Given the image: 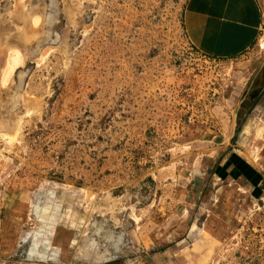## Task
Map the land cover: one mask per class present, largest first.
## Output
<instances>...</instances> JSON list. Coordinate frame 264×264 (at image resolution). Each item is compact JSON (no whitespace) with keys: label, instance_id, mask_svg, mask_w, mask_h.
<instances>
[{"label":"rangeland","instance_id":"1","mask_svg":"<svg viewBox=\"0 0 264 264\" xmlns=\"http://www.w3.org/2000/svg\"><path fill=\"white\" fill-rule=\"evenodd\" d=\"M186 2L0 0V261L264 264V47L201 55Z\"/></svg>","mask_w":264,"mask_h":264},{"label":"crops","instance_id":"2","mask_svg":"<svg viewBox=\"0 0 264 264\" xmlns=\"http://www.w3.org/2000/svg\"><path fill=\"white\" fill-rule=\"evenodd\" d=\"M263 23L264 0H187L182 16L183 32L190 45L203 56L225 61L251 58ZM253 61L246 68L250 83L241 100L247 92L257 91V96L238 130L240 140L255 137L258 132L264 136V58L255 66ZM237 151L232 153L239 155ZM58 255L53 250L30 252L32 260L44 262L38 264H66L59 263ZM0 264L10 262L1 260ZM17 264L25 263L17 260Z\"/></svg>","mask_w":264,"mask_h":264},{"label":"built area","instance_id":"3","mask_svg":"<svg viewBox=\"0 0 264 264\" xmlns=\"http://www.w3.org/2000/svg\"><path fill=\"white\" fill-rule=\"evenodd\" d=\"M259 33L260 34L258 36L257 44L264 47V23H263L262 28L260 29Z\"/></svg>","mask_w":264,"mask_h":264},{"label":"bare ground","instance_id":"4","mask_svg":"<svg viewBox=\"0 0 264 264\" xmlns=\"http://www.w3.org/2000/svg\"><path fill=\"white\" fill-rule=\"evenodd\" d=\"M18 57V56H17ZM18 59V58H17Z\"/></svg>","mask_w":264,"mask_h":264},{"label":"trees","instance_id":"5","mask_svg":"<svg viewBox=\"0 0 264 264\" xmlns=\"http://www.w3.org/2000/svg\"><path fill=\"white\" fill-rule=\"evenodd\" d=\"M242 107V106H241ZM237 132V131H236Z\"/></svg>","mask_w":264,"mask_h":264}]
</instances>
